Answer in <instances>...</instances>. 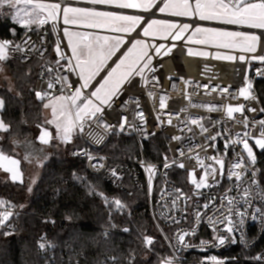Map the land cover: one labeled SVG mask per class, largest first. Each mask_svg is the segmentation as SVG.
Returning a JSON list of instances; mask_svg holds the SVG:
<instances>
[{
  "label": "built area",
  "instance_id": "built-area-1",
  "mask_svg": "<svg viewBox=\"0 0 264 264\" xmlns=\"http://www.w3.org/2000/svg\"><path fill=\"white\" fill-rule=\"evenodd\" d=\"M47 2H59L62 7L64 5L90 7L98 11H113L118 14L141 15L144 17V20L136 30L126 37L119 51L112 57L100 75L93 80V85L101 80L111 67L115 66L118 57L131 46L130 42L132 40L142 38V28L146 26V22L150 19H165L178 24L188 23L193 26L192 29L200 26L214 27L227 31H252L257 34L260 31L216 21H200L198 18L174 17L160 13L158 8L155 7L149 12H143L139 9H118L106 5H90L80 3L78 0H48ZM157 3L159 6H163L161 0H157ZM140 28L141 33L134 36ZM63 29L64 26L60 19L56 22L55 31L53 30V22H48L39 29L24 32L19 39L9 40L21 45L23 48L22 52H11L10 60L25 66L34 62L39 64L35 92L46 90L47 83L57 75L56 70L58 68L60 75L68 76L69 80L75 86H78V84H75L79 79L78 76L75 73L67 72V61L61 59L56 51L57 41L59 40L62 53L71 57ZM187 36V34H184L182 39L176 41L171 38L168 40L145 39L150 45L164 44L167 48H171V52L163 56H156L154 49H149V54L153 56L152 65L156 71L148 73V77L149 79L152 76L157 77L159 83L155 84L153 81L145 85L139 76L132 78L131 83H125L122 94L112 103L111 107H105L103 113L104 121L112 125L111 130L105 133L102 128L96 129L97 132L104 136L100 143H96L87 136L77 134L76 140L80 143V146L72 150L71 157L84 160L88 173L100 177L111 187L129 190L131 185L147 197L150 216L161 238L171 252L170 259H172L173 264H183L185 262V258L180 253L204 255L205 257L198 264H213L212 257H215L222 264L231 262L261 264L254 257L264 256V216L255 213V209L258 207L264 208V200L256 198L255 186H253L252 206L244 205L242 201L237 205L240 211H244L246 208L248 213L242 228L232 234H228L224 231L225 226L223 224H217L216 231H213L208 218L214 216L215 209L219 208L222 202L226 204V201L223 200L225 196L235 197L239 201L242 188L248 187L251 183V170L248 171L242 182H237L234 177L232 179L228 178V169L236 153L241 152L242 144L233 146L235 152L230 147L227 155H224V144L226 140L235 139V134L243 132L244 129L241 124L235 122L242 120L243 116L240 113H234L235 119H229L224 106L245 104L244 115L250 121L248 131L253 137L258 136L259 126L254 122L264 119V112L260 111V109H264V77L259 76L257 70H264V63L259 61L245 63L238 59L234 61L216 60L212 57L216 52L233 53L237 57L242 53L214 47L196 46L198 49L210 52V56L207 58L190 56L188 54L189 46L185 44ZM257 54L260 53L258 52ZM245 55L250 56L251 54ZM58 60L63 67L57 65L56 62ZM48 69H53V71L49 72ZM170 76L172 79L168 78ZM245 76L251 81V92L255 99L245 100L243 97L232 99L234 95H238L240 88L247 87ZM185 81H191V83L186 84ZM154 84L155 86H153ZM173 84H175V89ZM205 85H207V88L204 87ZM59 88L60 85H57L55 89L49 90L51 95H60ZM213 89L215 90L213 91ZM221 89H228V91L222 93ZM91 91L92 88L90 87L85 94L87 95ZM149 91L154 93V96L150 97L148 95ZM185 92L190 95L192 103L197 105H215L221 110L208 111L203 107H191L189 106V100L185 98ZM161 96L166 97V107L164 109L159 107ZM137 101L139 102V107H137ZM248 107L255 108L256 111H247ZM185 108L187 111H182ZM138 111H143V121L137 118L136 113ZM123 117H127V123L123 131H121L120 124ZM170 118L171 124L168 123ZM189 118L199 119L200 123L208 131L201 133L200 127L195 124H188L191 131H181L182 128H185V123ZM93 127L95 126L93 125ZM217 132H220L221 136L215 142L206 139V137H211ZM114 135L134 138L139 148V158L132 161H120L105 153L104 149ZM173 136H180L182 139L173 140ZM157 138H161L165 142V152L159 153L157 160L148 161L145 148L150 143L160 144V142L155 143ZM213 144L215 145L214 147L212 146ZM249 144L253 147L256 155L254 165V170L256 171L255 179L259 183V188L264 189V150L258 149L254 144V140H249ZM0 147L5 148L2 140H0ZM178 149L184 151L183 156L180 155ZM196 154H199L202 158L220 156L224 159L225 174L217 177L219 183H213L211 177H209V183L213 184L212 187L200 190L195 189V186L191 183L189 172L194 170L197 180L203 175V169L191 158ZM89 157H92V159H89ZM165 157H167V162L172 166L164 167ZM173 161L176 164H172ZM179 163H183L185 167L176 166ZM211 163V160L205 159V164ZM245 163L247 164V159H245ZM93 165H102V167H94ZM146 165L155 166L151 191H149V174L145 170ZM214 166L219 168V165ZM113 171L116 173L115 176L112 174ZM237 183L241 184L240 188L236 187ZM197 192L198 194H195ZM180 193H183L184 197L189 199L186 201L184 198L177 200V205L173 208L172 200ZM210 201H212V207L205 210L203 205ZM4 210L5 208L0 207V211ZM9 210L14 212L15 215L8 222L11 226L5 227V232L12 233L11 235H6L8 237L15 234L17 229L16 221L22 214V211L15 206ZM197 211L201 213L199 220L196 218ZM252 214H255L257 218L252 219ZM233 219H238V217L234 216ZM108 231L123 234L130 233L128 227L122 226H115ZM193 231L195 232L194 235L185 237V244L178 242V234L191 233ZM217 236H227L228 239L223 245H219L215 240ZM42 237L46 238L51 244L50 247L41 249L45 264H58L55 255L56 244L48 235L45 234ZM201 241H206L207 243L202 245ZM143 248L148 249L145 244ZM109 261L112 262V259H109Z\"/></svg>",
  "mask_w": 264,
  "mask_h": 264
},
{
  "label": "snow or ice",
  "instance_id": "snow-or-ice-1",
  "mask_svg": "<svg viewBox=\"0 0 264 264\" xmlns=\"http://www.w3.org/2000/svg\"><path fill=\"white\" fill-rule=\"evenodd\" d=\"M80 3L90 5H106L115 7L118 9H139L143 12H149L154 7L158 8L160 13H167L174 17H188L198 18L200 21H219L223 24L236 25L245 29L260 30L259 34L252 31H227L214 27H200L196 26L191 35L187 37V40L195 44H203L214 46L218 49H230L238 50L241 55H225L222 56L219 52L215 54L216 59L226 60H239L245 63H251L252 61H259L264 63V0H161L163 6H159L157 0H78ZM23 3L24 5H31V9L21 8L16 12V22L25 27L30 28L32 25H44L49 21L53 22V30L55 31L56 22L62 19L64 25H76L84 26L88 28H110L113 32L130 34L136 30V28L144 20L141 15H126L118 14L113 11H98L95 8L90 7H73L64 5L61 3H34V0H0V8L4 6L15 7L17 4ZM193 26L188 23L178 24L165 19H150L146 22V26L142 28V35L145 37L151 36L152 38L159 37L160 39L171 38L173 41L180 40L184 36L186 30ZM64 35L68 37V46L71 48L72 56H65L60 49V42L57 41L56 51L60 55L61 59L67 61V72L75 73L78 76V81L75 84L69 80L68 76L60 75L59 68L56 70L57 75L53 77L47 83V88L44 91H36L35 95L38 100L47 99L48 102L43 105L45 109H50L51 118L46 119L45 124L52 125L55 128V137L47 127H40V135L38 137L41 144H49L53 139L59 140L61 143H70L74 135L87 136L93 139L96 143L102 142L104 136L97 132V128L104 129L107 133L111 130L112 125L107 124L103 119V113L105 107H111L112 103L119 98L122 94L123 85L125 83H131V79L139 76L140 79L147 85L148 83H159L157 77H148V73H154L156 69L152 65L153 56L149 54V49H154L156 56L168 55L171 52V48H167L164 44L150 45L143 39L132 40L131 47L127 48L120 57H118L115 66L111 67L107 71L101 80L97 81L95 85L92 81L104 70L106 62L119 51L121 44L124 40L120 36L108 37V36H91L87 33L70 32L68 27L63 29ZM26 43V41H25ZM175 46V45H173ZM162 49L164 50L162 52ZM23 48L19 44H15L13 41L0 40V61H5L10 58L11 52H22ZM260 54H257V53ZM188 54L192 55V50L188 49ZM245 54H251L246 56ZM200 56L207 57L208 52L198 53ZM74 61V62H73ZM59 67V60L56 62ZM49 72L53 69H48ZM259 76L264 77V70H257ZM172 79V77H168ZM186 84H190L191 81H185ZM245 83L247 87H242L238 91V95H234L232 99H238L243 97L245 100H254L255 96L252 95L251 81L245 76ZM155 84L153 86H155ZM57 85H60V95H51V89H55ZM92 88L89 94L85 92ZM207 88V85L204 86ZM175 89V84H173ZM215 89H213L214 91ZM228 89H221V92H227ZM150 97L154 96L151 91L148 92ZM185 98L189 100V106L191 107H203L208 111H220L221 108L215 105L201 104L197 105L191 102L190 95L185 92ZM166 97L161 96L159 101V107L164 109L166 107ZM137 107L139 102L137 101ZM4 108V101L0 99V110ZM245 104H239L238 106L226 105L224 110L229 119L234 120V113H240L243 116L242 120L235 121L242 125L244 131L236 133L235 139H229L225 141L224 148L227 155V151L232 147L235 152L234 145L242 144L240 153H236L234 160L228 169V178L233 177L237 182H242L249 170L252 171L251 183L248 187L242 188L240 194V200L235 197L225 196L223 198L225 203H221L219 208L215 209L214 216L209 217V223L213 227V231H216L217 224H223L224 231L228 234H232L238 229L242 228L245 222V217L248 214L247 209L240 211L237 205L242 201L244 205L252 206L253 186L256 188V198L264 200V189L259 188V183L255 179L256 171L254 165L256 162V155L253 151V147L249 144V140H254L255 146L264 150V119H260L254 123L258 124L259 132L258 136L253 137L248 131L250 127L249 118L244 115ZM187 111V109H182ZM247 111L255 112V108L248 107ZM264 112V109H260ZM137 118L141 121L144 120L143 111L136 113ZM171 116V114H169ZM159 119V117H157ZM127 123V117L122 118L120 124V130L123 131L125 124ZM171 124V118L168 120ZM188 124H195L200 127L201 133H206L207 128L200 123L199 119L189 118L185 123V128L181 131H191ZM93 125L95 127H93ZM10 125L6 124L2 118H0V133H7L10 131ZM87 129V131H85ZM221 136L220 132H217L211 137H206L213 142ZM3 137L0 136V140ZM173 140H181L180 136H173ZM13 145H17L19 142L12 141ZM30 144V142H25ZM215 146L214 144L212 145ZM181 156L184 155L182 149H178ZM31 154H26L24 159L31 162ZM197 163V165L203 169V175L199 180L196 179L195 171L189 172L191 183L195 186L196 190L202 188L212 187L213 184L209 183V177H211L213 183H219L217 177L225 174V161L220 156L200 157L199 154L191 157ZM43 159H47V155L44 154ZM92 159V157H89ZM205 159L211 160V164H205ZM247 159V164L245 163ZM43 161H40L42 166ZM172 164H176L175 161ZM21 161L14 158L12 155L7 154L2 147H0V169H3L6 173L10 174L12 181H20L23 183V173L20 168ZM214 165H219V168ZM94 167H102V165H93ZM170 165L165 157L164 167L168 168ZM180 168H184L183 163L176 165ZM145 170L149 174V191H151L152 177L155 173V166L146 165ZM116 175L115 171L112 173ZM237 188L241 187L240 183H237ZM231 190V189H230ZM31 191V188H29ZM94 191V189H93ZM195 194H198L195 193ZM100 195L103 196V193ZM184 198L185 201L189 199L184 197L183 193H180L176 198L172 200V207L175 208L177 200ZM105 203L110 206H114L117 211L122 210L125 205L119 200L109 201L107 197H104ZM0 207L5 208L4 211H0V229L10 227L8 224L11 217L15 215L14 212L9 210L12 205L4 200H0ZM212 207V201L205 203L203 208L205 210ZM255 213H259L264 216V208H256ZM218 214V215H216ZM238 219H233V217ZM196 218H201V213L197 211ZM252 219H256V215L252 214ZM127 231V229H125ZM4 235H11V232H4ZM195 232H184L178 234V242L185 244V237L194 235ZM228 239L227 236H217L215 240L219 245H223ZM145 245L150 246L153 241L150 237H145ZM234 242V241H233ZM206 241H201V244H206ZM40 249L50 247L51 244L46 238L41 237L38 244ZM187 246V245H185ZM112 264H116V258L113 257ZM213 264H222L217 261L215 257L211 258ZM255 260L264 264V256L254 257ZM131 264V261H129ZM161 264H173L172 259H164Z\"/></svg>",
  "mask_w": 264,
  "mask_h": 264
},
{
  "label": "trees",
  "instance_id": "trees-1",
  "mask_svg": "<svg viewBox=\"0 0 264 264\" xmlns=\"http://www.w3.org/2000/svg\"><path fill=\"white\" fill-rule=\"evenodd\" d=\"M1 17L0 40L19 39L24 34L10 17ZM5 65L14 86L13 91L0 90L4 101L1 118L11 126L3 135L4 151L15 147L12 141L36 143L39 126L48 128L43 101L35 95L39 64L25 66L8 59ZM157 142L160 144L150 143L145 148L148 161L157 160V155L165 152L163 139L157 138ZM79 146L75 138L55 157L47 156L29 197L25 184L0 182V200L22 211L15 234L8 237L3 234L5 228L0 229V264H45L38 246L45 234L56 244L58 264H112L109 259L113 257L116 264H161L170 259L171 252L150 216L147 197L131 185L129 190L116 189L89 174L84 160L71 157L72 150ZM43 147L48 154L49 146ZM104 152L120 161L137 160L140 156L136 140L123 135L112 136ZM104 197L109 201L119 199L125 207L117 211L105 203ZM115 226L128 227L130 233L108 231ZM145 237L153 241L148 249L143 248ZM180 255L185 258L183 264H198L205 257L197 253Z\"/></svg>",
  "mask_w": 264,
  "mask_h": 264
},
{
  "label": "rangeland",
  "instance_id": "rangeland-1",
  "mask_svg": "<svg viewBox=\"0 0 264 264\" xmlns=\"http://www.w3.org/2000/svg\"><path fill=\"white\" fill-rule=\"evenodd\" d=\"M47 1L48 0H34V3H46V4L47 3H51V2H47ZM21 8H25V9L30 10L31 9V5H24L23 3H21V4H17L15 7L4 6V7L0 8V19L2 18L1 16L10 17L11 21H13L15 24L19 25L16 22V18L15 17H16V12L19 9H21ZM163 14H167V13H163ZM186 18H188V17H186ZM49 22H51V21H49ZM61 22H62V25L64 26V28L68 27L70 32H79V33H87V34L89 32V34L91 36H93V37L94 36H108V37L120 36V37L123 38V40L125 42L126 37L129 35V34H125V33L113 32V31L110 30V28H107V27H104V28H88V27H84V26L64 25L62 19H61ZM216 22H219V21H216ZM19 26H21V25H19ZM41 26L42 25L37 26V25L34 24L30 28H27V29H31V28L32 29H39V28H41ZM193 30L194 29L190 28V29L186 30L184 34H187L189 36V35H191ZM65 39H66V42L68 44V37L65 36ZM139 39L145 40V39H154V38H152L151 36L145 37V36L142 35V38H139ZM155 39L168 40L170 38H168V39H160L159 37H157ZM185 44L188 45L189 49L192 50L193 54L190 55V56L201 57V58L209 57L210 56V52L208 50L198 49V48H196V46H201V47H205V48L214 47V46H210V45L195 44V43H192V42L188 41L187 38L185 40ZM214 48H216V47H214ZM69 50H70V53H71V56H72V52H71V48L70 47H69ZM224 50L235 52L234 50H230V49H224ZM236 51H238V50H236ZM200 52H208L209 55L207 57L200 56V55H198V53H200ZM216 53H214L212 55V57L214 59H216L215 58V54ZM219 53L222 56H225V55H234L235 56V54H233V53H223V52H219ZM112 57L106 62V65L109 63V61L112 59ZM216 60L231 61V60H226V59H216ZM5 63H6V60L5 61H0V90L8 89V90L13 91V86H14L13 83H14V81H13L12 76H11V74L9 72V69L6 67ZM0 99H2V98L0 97ZM47 102H48V100H43V105L45 103H47ZM43 111H44L45 119H50L51 118L50 109H45L43 107ZM0 113H1V110H0ZM0 118H1V114H0ZM48 129H49V131L52 132L53 137H55V128L52 125H48ZM3 135H4V133H0V136H2L3 139H4ZM76 137H77V135H74L70 143H61L59 140L53 139L51 142H54L55 144H52L50 142L51 144L49 143L47 145L41 144L39 139L37 138L36 144L42 145V146H49V148L47 150L48 151L47 156L55 157L62 149L65 148L66 145L72 144L75 141ZM3 139H2V141L4 142ZM19 145H20V149H22L24 153L35 152L36 151V147L34 145H32V144H26L25 142H21ZM5 152L7 154H9V155H12L14 158L19 159L21 161L20 168H21V171L23 173V178H22L23 179V183L14 182V181L10 180L9 176L3 171V169H0V182H3V183L11 182V183L25 184L26 185V195L29 197L33 193V190H34L35 186L37 185V182H38V180H39V178L41 176L42 168H43L44 163L46 162V159H43V158H41L40 160L31 159V162H28L27 160L24 159V156H23L22 152L20 150L16 149L15 147H13V146H11V148H6ZM40 161H43L42 166H40ZM29 188H31V191H29ZM148 206H149V200H148Z\"/></svg>",
  "mask_w": 264,
  "mask_h": 264
},
{
  "label": "water",
  "instance_id": "water-1",
  "mask_svg": "<svg viewBox=\"0 0 264 264\" xmlns=\"http://www.w3.org/2000/svg\"><path fill=\"white\" fill-rule=\"evenodd\" d=\"M32 145H34L36 147V151L35 152H27V153H24L23 150L21 149L22 153L24 155L26 154H31L30 157H34V158H43L44 157V154L45 153V150H44V147L42 145H38L36 143H31ZM16 147L20 148V145L17 144ZM47 155V154H46Z\"/></svg>",
  "mask_w": 264,
  "mask_h": 264
},
{
  "label": "crops",
  "instance_id": "crops-1",
  "mask_svg": "<svg viewBox=\"0 0 264 264\" xmlns=\"http://www.w3.org/2000/svg\"><path fill=\"white\" fill-rule=\"evenodd\" d=\"M13 22V21H12ZM14 23V22H13ZM15 24V23H14ZM17 25V24H16ZM18 27H20V28H22L23 30H24V32H26V31H32V30H36V29H27V28H25V27H22V26H19V25H17ZM15 148L17 149V147H16V145H15ZM23 154V153H22ZM23 156L25 157V155L23 154ZM30 159H33V160H40L41 158H34V157H30ZM4 171V170H3ZM5 172V171H4ZM6 173V172H5ZM8 176H9V178H10V180H12L11 179V177H10V174L9 173H6ZM15 182H20V181H15Z\"/></svg>",
  "mask_w": 264,
  "mask_h": 264
},
{
  "label": "bare ground",
  "instance_id": "bare-ground-1",
  "mask_svg": "<svg viewBox=\"0 0 264 264\" xmlns=\"http://www.w3.org/2000/svg\"><path fill=\"white\" fill-rule=\"evenodd\" d=\"M141 33V28L134 34L135 35H139Z\"/></svg>",
  "mask_w": 264,
  "mask_h": 264
}]
</instances>
